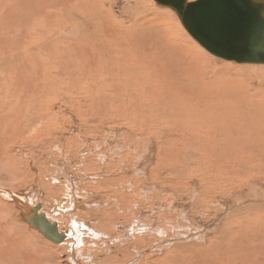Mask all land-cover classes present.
<instances>
[{"label": "bare ground", "instance_id": "bare-ground-1", "mask_svg": "<svg viewBox=\"0 0 264 264\" xmlns=\"http://www.w3.org/2000/svg\"><path fill=\"white\" fill-rule=\"evenodd\" d=\"M31 1L32 0H11L0 5V10L3 11L2 17L4 18V22L8 23L7 29L11 30L14 24L23 29L28 22L32 24L35 21L44 22L45 25L48 24V19L50 17L46 12L47 4L45 0H33L39 3V5L31 3ZM70 1L72 0H66L67 3ZM129 1L130 0H120L121 5L123 6L119 5V8L124 9L123 7L125 6L126 8L124 10L128 11V13L124 12L121 13V15L128 20L126 21L124 19H120L119 17H115V22L118 27H127L129 26V22H132L133 24H143V30L146 32L153 30L158 31V26L164 22L162 21V17L156 13L158 10L154 7L152 0H132L135 4H130ZM155 1L160 7L170 8L173 10L177 14L181 23V18H184L186 12H188V15L195 18V21L193 22L194 25H192L191 28L195 26L198 27V30L196 31L198 34L197 36L188 30L182 23L189 35L212 56L220 60L234 63L230 64V66L218 65L217 61L214 59H205L203 65L205 67H211L214 72L213 74H218L215 77H213L214 75L206 76L205 85L209 90L207 91L206 87L203 86L205 91L202 92L200 88H197L194 85H189L193 96L196 98L198 108L204 112L201 113L204 126L191 127L189 122L192 118L191 115L187 119H181L175 117V113H171V117L169 119H164L162 122L159 121V117L155 118V122L157 124L151 127L158 128V124H164L166 126L169 123H172L179 125L180 128L184 130L188 129L189 133L201 134L204 138L205 135H209V139L206 141L208 146L211 147L212 145L213 147H216L219 152V146L223 148L220 153L223 157L222 160L219 161L227 163L235 157H239L240 159L245 157L247 161H242L241 159V161L236 162L237 167H243L248 163V160H252L258 155V151L252 147L251 142L257 140L258 144H261L264 143V138L263 140L254 138V132L251 131V128L246 137L242 138L240 136H234L229 124L226 123L229 122V119H218L215 115L217 108H220L221 110H229L231 117L237 114L239 112L237 109H240L243 104L247 105L242 94L243 89L246 90V86H249L247 83V79L250 83L249 76L252 74L256 77L264 76V0H251L256 8V11L252 10V12L247 11L248 9H245L242 6L241 3L243 0ZM257 12L261 13L260 18L256 17ZM108 13L111 14V8L108 9ZM172 19L173 18L170 16V20ZM40 26L41 25L39 23L35 30L39 31ZM72 30H74V28ZM213 34L218 36L219 40L217 41L216 39H211L213 43L210 45L207 41L209 46H206L202 39L205 40L207 37H212ZM4 35H6V33L0 32V59L3 61H6L5 58L7 61L16 59V62L21 68L22 74L18 76H11L7 84L4 85H2L0 80V264H2L4 258L10 260L11 264H35L29 261L33 260L34 257H37L39 264H52L56 260L57 255L63 251L62 249H64L66 245H54L51 248L50 245L45 242L44 239L32 228L40 232L46 239L56 244L62 243L68 237L67 232H61L57 222L50 221L46 214L43 212L40 213L42 209L41 204H36L33 208L31 207L33 203L28 201L29 198L27 195H29V193L23 192L25 195H23V198L21 199L16 195L10 194V192L6 191V189H4L6 192L3 194L2 190L7 187L21 192L23 187H30L29 181L33 177V171L31 172L30 168V171H28L26 166L31 163L32 160L34 162V158H36L33 156L31 149L34 142L33 140L36 136H38V141L41 140V146L40 144L39 146L44 150L43 145L49 143V141L44 138L50 134V130L48 128L49 122L53 121L55 124L54 126L57 125L59 129H63L66 121V114H64L63 110H61V100L66 94V90L64 89L65 87L63 84H57V82L51 84L48 89L46 87V82L48 81H45L43 82V86L46 95L48 96L50 90L54 91L52 94H49V97L52 98L46 103L44 101L38 105L34 103V100H32L34 96L33 93H30L31 87L26 82L28 78L25 76L26 71H31L29 63L32 58V51L29 46L25 45L21 41V46L16 48V51L22 54L17 57L12 55L10 51L12 44H8V42L2 43L4 39L7 38ZM72 37L74 38V36ZM165 39L167 41V46L170 48L167 49L166 54H172L178 44L177 46H179L181 52L184 53L185 61L188 64L195 61L194 59L190 60L191 51L184 47L186 41L188 40L185 35L178 39L175 38L177 44L173 42L174 37H168ZM149 45L153 46L154 44ZM40 51L43 52V50ZM233 51H235L238 60L227 59ZM136 57H138V59H142V66L138 61L136 63V72L140 75L144 69L143 77L146 81L145 77L148 72L146 61L139 53ZM199 57L200 56L196 57L197 63H199ZM25 58L27 62L24 61ZM257 60H259V62H254ZM125 69L127 68L125 67ZM188 69L190 76H193L196 71V64L194 66L188 65ZM4 71H6V69L2 66L0 68L1 75ZM225 73L229 74L230 77L223 76L226 78V82L224 83L221 75ZM156 80L157 83L160 84L164 80V77H159L158 74ZM261 80L262 82L260 84L255 82V86H259L264 89V79ZM157 83L155 82L153 85L154 89L152 90L150 87L151 84L147 85L146 82L148 95L150 96V98L146 99L147 105H150L152 103V99L156 96L153 92ZM190 83V78H187V82L181 85L179 89L187 87ZM19 91L23 94L22 97L15 94V92ZM72 91L75 92L73 89ZM247 92L250 94L251 98H255L257 96V91L255 89L248 90ZM216 93H221L223 96L219 95L220 99H218L219 97ZM22 103L24 104L22 105ZM201 105H204L206 108H203ZM155 106H160L159 102H155ZM174 106L178 108L179 117H182L181 112L186 109L187 106H181V104L177 102L174 103ZM230 122L235 124L234 121ZM131 125L132 126H128L132 137L137 139L139 142H142L141 145L135 143L136 145H139L141 149L133 147L135 152L129 151L131 156L135 155L134 159H129V156L123 155L122 150L118 148L120 147L119 145H121L122 148V143L119 142V145L113 146L114 144L109 141L107 143L105 142V145H103L100 138L97 139V146L94 144L97 147L95 149V151H97V155H94L100 157H98L99 160H97L100 161V166L97 169L98 172L100 169L103 170L108 164H113L117 167L120 174V170L122 171L123 167L119 165L120 162L118 160L126 162L129 159L128 164L130 166L131 163L133 164L136 162L137 164L135 167L133 169L130 168V170L127 171L134 176L124 178L120 176L114 180L107 178L111 175L109 173L107 176H103V178L101 177L102 179H97V182H94V187L101 189L109 188L112 193L110 196L107 195L101 199L102 203H104V207L101 210H97V207H95L94 211H92L91 205L88 204L86 200H81L76 191H72L71 193V197L75 200L72 205L73 213L71 215H67L68 213L65 214L66 218L63 216L65 218L64 224L66 227L64 228H68L67 230L70 233L69 238L71 239L70 243L67 244V249L72 251V260H68V264H82V257H86V259L90 261V259H88L90 257L83 254L82 247L80 246V244L82 245V243L79 242L80 236L81 241L84 239L82 233H78V229L81 227L83 230H88L90 233H94V241L98 242V244H101L102 241L107 239L109 242L113 241L111 239H116V241H130L118 248L115 246H108L109 250L114 251L116 249V256L107 258V261H111L113 264H122L125 258H131L135 255L142 259L143 256L140 249H142V253L145 254L147 241H162L159 245H151L150 247V250L153 252L161 251L163 253V256L159 258L156 263L163 260L166 264H199V259L196 261L194 258H189V250L197 248L201 250V252H207L210 249V245L216 242L219 243L220 241H226L227 232L231 233L235 229H246L247 227H250L253 235H258L260 238L264 237V186L262 185L264 184L262 183L264 182V177H261L260 175L257 176L259 179L252 178L250 177L251 174L247 172L245 177L239 180H234L232 177L224 179L225 173L220 174L216 172L214 175L211 174V176H206L194 173V168H191V176L189 178L192 181H183V185L179 188L177 187L175 189L163 186L161 185V182L157 184L156 180H159V175L161 174L159 170L155 172L157 168H163L165 172L169 166L170 169L174 168L173 162L164 164V161L168 159V154H163L160 150L162 147L159 146V141L156 138V136L160 135L159 129L152 132V134L148 133L147 135L144 131H139L140 129H137L138 127L142 128L143 126L134 124L133 122ZM32 126L35 128L32 129ZM260 126L261 128L264 127L261 124ZM207 129L210 130L209 133L206 132ZM136 132L137 135L140 136V139L136 136ZM74 133L75 134H73V136L75 138H80L81 131L79 129L78 131L76 130V132L74 131ZM78 138L76 140H78ZM219 139L222 140L218 143L217 140ZM3 143L5 144L1 149ZM164 145L165 147L167 146L165 142ZM226 145L228 148L224 149V146ZM107 146H113L111 151H115L117 154L123 155V157L115 159V157L118 156L117 154H113L114 157L110 156L109 154L111 152H105ZM124 146L128 149L130 145ZM257 146L258 145H256V147ZM155 149L159 150L157 151V157L153 158ZM229 149L234 151V155L229 154ZM259 153L264 159V147L259 151ZM226 154L229 155V159L226 157ZM113 159L118 162L115 163ZM45 162L43 163L46 164ZM92 162L94 163L93 160ZM213 162L214 161H211L210 163L206 162V164L213 167ZM38 163H36V165ZM48 167L50 168V166ZM186 167L189 169L188 164ZM239 168L237 171H240ZM38 169L41 170L42 167ZM199 169L200 168H198V170ZM213 169L215 170V168ZM48 174H50L49 171L47 175ZM14 175L17 179H10V176ZM169 175H163L160 180L163 179L165 181H170ZM86 176H88V174H86ZM36 177L37 176H35V178ZM175 178L178 179L180 177H177V175L176 177H172V179ZM34 181L35 183L37 182L36 180ZM34 181L32 180L31 182ZM130 181H133V184H130ZM47 183L48 182L46 181L45 184ZM35 188H37V186ZM70 188L73 190V183ZM237 189L238 191H236ZM61 197L63 198V196ZM20 199L23 200L21 201V204L17 202V200ZM109 199H112L115 205L111 204L112 202H110ZM141 201L144 202L141 203ZM97 204H99V202L95 199L94 206ZM141 204L150 205L151 211L147 213ZM75 208L78 211L76 214ZM81 208H84V211H81ZM16 209L26 210L23 216L25 217L24 221L26 220L25 222H27V224L25 223L26 225L16 219ZM49 210H51V208ZM221 210L226 213H222ZM67 212H70V209ZM218 212H221L219 216L211 221V215ZM148 214L152 216V221L144 224V229H142V224H139V226L134 229L124 230V228H126L124 224L116 223V221H121L127 217L137 221H139V216H146L147 219H150ZM77 215L79 217L83 216V221L80 222V218L78 219ZM260 216L262 219L258 220ZM72 225H74V227ZM118 229L120 230V238L113 237V232L115 230L118 231ZM138 229L140 230L138 231ZM185 231L186 233H184ZM61 235L63 236L62 239ZM162 237L164 238L162 239ZM9 239H12L13 241H8ZM23 241H27V243ZM18 244H21L22 249L20 250L18 257L15 258L13 255V247ZM94 244L96 243L94 242ZM212 247L214 251L217 246ZM259 248H257L255 252H257ZM74 250L75 253L73 252ZM99 253L101 256H105L103 249H100ZM219 257L220 264H223V259H229L226 252L222 255L219 253ZM202 260L206 262L205 264H208V260L212 263L219 264L217 258H213L212 256L210 259L203 257ZM104 261H106V259L102 260L103 263ZM133 261L135 262V259ZM84 262H86L85 264H88V261L85 260ZM90 264H94L93 261H91Z\"/></svg>", "mask_w": 264, "mask_h": 264}, {"label": "rangeland", "instance_id": "rangeland-1", "mask_svg": "<svg viewBox=\"0 0 264 264\" xmlns=\"http://www.w3.org/2000/svg\"><path fill=\"white\" fill-rule=\"evenodd\" d=\"M6 1L9 2L11 0H0V5L5 4ZM45 2L47 4L46 12L50 17L47 25H45L44 22L35 21L32 24L28 22L23 29L14 24L12 29L9 30L7 29L8 23L4 22V18L2 17L3 11L0 10V32L6 33L4 36L7 37L2 43L8 42V44H12L10 49L12 55L17 57L22 54L16 51V48L21 46V41L25 45L29 46L32 51L33 60L31 58L30 63L28 62L30 65L29 67H31V71H26L27 74L25 73V76L28 78L26 82L31 87L30 93H33L34 98L32 100H34V103L37 105L43 103V101L46 103L52 98L49 97V94H52L54 91L50 90L47 96L44 90L43 82L48 81L46 82V87L48 89L51 84H54L55 82H57V84H63L66 94L61 100V110H63L64 114H66V121L63 129H59L57 125L54 126L55 124L53 121L49 122L48 128L50 130V134L44 137L49 141V143L43 145L44 150L42 147L40 148L41 140L38 141V136L34 138L31 149L33 156L36 158H34V162L33 160L31 161L32 164L29 163L26 166L28 171H33V177L29 181L30 187H23L21 192L19 190H13L6 187L2 190L3 194L8 191L10 194L16 195L22 199V196L25 195V193H29L27 197L29 198L28 201L33 203L31 207L33 208L36 204H41L42 209L40 213L43 212L49 220L57 222L60 230L64 229L68 232V228L65 229L66 227L64 222L66 218L65 214L68 213L67 215H71L73 213L72 205L75 200L71 197L72 191H76L81 200H86V202L91 205L92 211H94L95 207H97V210H101L104 207V203H102L101 199L107 195L110 196L112 193L109 188L101 189L94 187V182H97V179L100 180L101 177L103 178V176L105 177L109 173L111 175L107 178L114 180L120 176L123 178L134 176L130 172H127L130 168L133 169L137 164L136 162H134L135 164L131 163V166L128 164V160L130 158L134 159L135 157V155H132V157L129 153L135 152L133 147L141 149L139 145H141L142 142H139L137 139L132 137V134L129 132L128 125L132 126V122L143 126L142 128L138 127L137 129H140L139 131H144L147 135L148 133L152 134V132L159 129L160 135L156 136V138L159 141V146L162 147L160 150L163 154H168V159L165 160L166 162L164 161V164L172 162L174 164V168L172 169L169 168L170 166L167 167V173L163 168L156 169L155 172H157V170L161 172L159 180H156L157 184L161 182V185L163 186L175 189L177 187L179 188L183 185V181H192L189 178L191 176V168H194V173L206 176H211V174L214 175L216 172L220 174L225 173L224 179L232 177L234 180H239L244 178L247 172L251 174L250 177L252 178H258L257 176L260 175L261 177H264V159L259 153V151L264 147V143L258 144L257 140L251 142L252 147L258 151V155L252 159L253 162L252 160H248L247 164L239 168L237 167L236 162L241 161V159L242 161H247V159L245 157H242L241 159L239 157H235L227 163L219 161L222 160L223 157V155L220 154L223 148L219 146V152L216 147H213L212 145L211 147L208 146L206 141L209 139V135H205L204 138L201 134L189 133L188 129L184 130L180 128L179 125L172 123H169L166 126L164 124H158V128L151 127L157 124L155 122V118L159 117V121L162 122L164 119H169L171 117V113H175V117L181 119H187L191 115L192 118L189 120L191 127L204 126L201 116V113L204 112L198 108L196 98L193 96L190 86L194 85L197 88H200L203 92L205 91L203 86L206 87V76L214 75L213 77H215L218 75L213 74L214 72L211 67H205L203 65L205 59H214L217 61L218 65L230 66V64L234 63L220 60L202 48L189 35L173 10L170 8L160 7L155 0H152L154 7L158 10L156 13L162 17V21L164 23L158 26V31L153 30L146 32L143 30L144 25L141 23L133 24L132 22H129V26L127 27H118L115 22V17H119L120 19H124L126 21L128 20L121 15V13H128V11L124 10L126 8L125 6L123 7L124 9L119 8V5L123 6L121 5L120 0H72L68 3L66 0H45ZM31 3L39 5V3L33 0ZM129 3L135 4L132 0H130ZM109 8H111V14L108 13ZM170 16L173 18L172 20H170ZM39 23L41 26L39 31H36L35 28L39 25ZM73 28L74 30H72ZM183 35H185L188 39L184 47L191 51L190 60H195L192 61L191 64H188L185 61L184 53L181 52L180 47L177 46L178 44L175 40V38H181ZM72 36H74V38ZM168 37H174L173 42L177 44L172 54H166L167 49H170L167 46V41L165 39ZM149 44L154 45L150 46ZM40 50H43V52ZM138 53L144 58L148 67V72L145 77L146 81L143 77L144 69L140 75L136 72L137 61L142 66V59H138V57H136ZM197 56H200L199 63H197L196 60ZM5 60L6 61L0 59V68L3 66L6 69V71L2 72V75L0 73L2 85L7 84L11 76H18L22 74L21 68L16 62V59L7 61L5 58ZM24 61L27 62L26 58ZM195 64L196 71L193 76H190L188 65L194 66ZM125 67L127 69H125ZM158 74L159 77H164V80L160 84H158L156 80ZM221 76L224 83L226 82V78L223 76L230 77L227 73ZM187 78H190L191 83L188 84L187 87L179 89L181 85L187 82ZM261 79H264V76L256 77L253 74L249 76L250 83L247 79L249 86H246V90L241 87L243 89L242 96L245 98L247 105L243 104L240 109H237L239 112L234 116H230L229 110H221L220 108H217L215 117L218 119H229V122L226 123L229 124L234 136H240L242 138L246 137L251 128V131L254 132V138L259 140H263L264 138V127L261 128L260 126V124L264 126V89L259 86H255V82H257V84L262 82ZM146 82L147 85L151 84L150 87L152 90L154 89L153 85L155 82L157 83L153 92L156 96L152 99V103L150 105L146 104V99L150 98ZM72 89L75 90V92H73ZM252 89L257 91V96L255 98H251L250 94L247 92ZM206 90L208 91L209 89L206 87ZM15 94L19 97H22L23 95L21 91L15 92ZM216 94L219 97L218 99H220L219 95L223 96L221 93ZM155 102H159L160 106H155ZM176 102L180 103L181 106H187V108L181 112L182 117H179L178 108L174 106V103ZM23 104L24 103H22V105ZM201 106L206 108L204 105ZM230 121H234L235 124H232ZM34 128L35 127L32 126V129ZM73 129L75 132L76 130L78 131V129L81 131V139L73 136V134H75ZM209 131L210 130L208 129L206 130L207 133H209ZM135 134L140 139L137 132ZM77 138L78 140H76ZM99 138L103 145H105V142L107 143L109 141L114 144L113 146L119 145L120 143L123 144L122 148L121 145H119L120 147L118 148L122 150L124 156H129V159L126 162L118 160L120 162L119 165L123 167L122 171L120 170V174L117 167L113 164H108L103 170L100 169L98 172L97 169L100 166V161L97 160H99L100 157L98 156V158L95 156L97 155V151H95V149L97 148V139ZM221 140L222 139L217 140L218 143ZM164 142L167 145L166 147ZM135 143L139 145H136ZM4 144L5 143L2 144L1 149ZM124 145L130 146L126 149ZM256 145L258 146L256 147ZM113 146H107L105 149L106 153L111 152L109 155L112 157H114L113 154H117L115 151H111ZM227 148V145L224 146V149ZM158 150L159 149H155L153 158L157 157ZM228 152L230 155H234L233 150L229 149ZM117 155L118 156L115 157V159L123 157V155ZM226 157L228 158L229 155L226 154ZM115 159L113 160L117 163L118 161ZM211 161H214L213 167L206 164V162L210 163ZM36 163L38 164L36 165ZM187 164L190 170L186 167ZM48 166H50V168ZM37 167H42V169L40 170ZM198 168L200 169L198 170ZM213 168H215V170ZM238 168L240 171H237ZM48 171L50 174L47 175ZM86 174H88L89 177L86 176ZM165 174L171 175H169L170 181H165L163 179L160 180V178ZM176 175L180 178L172 179V177H176ZM35 176L37 177L35 178ZM10 179L16 180L17 178L14 175L10 176ZM32 180H36L37 182H31ZM46 181L48 182L47 184H45ZM49 182L52 183L50 184ZM71 182L73 183V190L70 188L72 187ZM130 182V184H133V181ZM35 185L37 188H35ZM262 185L264 186V184ZM4 189H6V191ZM238 189L236 191H238ZM61 196H63V198ZM21 199L17 200L19 204L23 201ZM95 199L99 202V204L94 206ZM109 201L112 202L111 204H114L112 199H109ZM142 202L144 201H141V203ZM141 206L147 213L151 211L150 205L141 204ZM50 208L51 210H49ZM69 209L71 213L67 212ZM16 210V219H18L22 224H27V222H25L26 220L24 221L25 217H23L26 210ZM80 210L84 211V208H81ZM221 211L222 213H226L223 212V210ZM76 212L78 213L75 208V214ZM220 213L221 212L211 215V221L219 216ZM148 217L150 219H147L146 216H139V221L129 219L127 217L121 221H116V223L124 224L126 227L124 230L134 229L138 227L139 224H142V229H144V224L152 221V216L148 214ZM77 218H80V222L84 219L83 216H78ZM261 219L262 217L260 216L258 220ZM72 226L74 227V225ZM32 229L36 231L44 239V241L50 245L51 248L54 245H66L64 249H62L63 251L57 255L56 260L52 264H68L67 261L72 260V251L67 249V244L71 241L69 238V232L68 237L62 243L56 244L46 239L34 228ZM78 230V233H82L84 238H82L83 241H81L80 236L79 240V242L82 243L80 246L82 247L83 254L90 257L88 258L90 261L87 260L86 257H82V264L86 263L84 262L85 260L88 261V264H90L91 261H93L94 264H113L111 261H107V258L116 256V249L114 248V251L109 250L108 246H115L118 248L119 246L130 242L116 241V239H111L113 241L109 242L107 239L102 242L100 241L101 244H98V242L94 241V233H90L88 230H83L82 227ZM139 230L140 229H138V231ZM184 233H186V231ZM112 236L120 238V230H115ZM163 238L164 237H162V239ZM8 241L13 240L9 239ZM23 242L27 243V241ZM94 242L98 245L94 244ZM161 242L162 241H147L145 254L142 253L143 250L140 249L143 256L142 259L135 255L131 258H125L122 264H166L163 260L156 263V261L163 256L161 251L153 252L150 250L151 245L157 246ZM212 246H217L214 251ZM13 248V255L17 258L20 250L22 249L21 244L14 245ZM257 248H259V250L255 252ZM100 249H103L105 256L100 255ZM73 252L75 253V250ZM224 252H226L229 259H223V264H264V237L260 238L258 235H253L250 227H247L246 229H235L231 233L227 232L226 241H220L219 243L216 242L210 245L209 251L201 252V250L197 248H192L189 250L188 254L189 258H194L196 261L199 259V264L206 263L202 260L203 257L210 259L211 256L213 258L216 257L220 264L219 253L222 255ZM104 259H106V261L103 263L102 260ZM134 259L135 262L133 261ZM29 261L39 264L37 257H34L33 260ZM2 264H11V262L10 260L4 258ZM208 264L215 263L208 260Z\"/></svg>", "mask_w": 264, "mask_h": 264}, {"label": "water", "instance_id": "water-1", "mask_svg": "<svg viewBox=\"0 0 264 264\" xmlns=\"http://www.w3.org/2000/svg\"><path fill=\"white\" fill-rule=\"evenodd\" d=\"M167 2L169 1V0H166ZM174 1H178V0H174ZM215 1H217V0H215ZM175 3H181V2H175ZM219 3V2H218ZM242 6L245 8V9H248L247 11H250V12H252V10H254V11H256V8L254 7V5H253V2L251 1V0H243L242 1ZM260 16H261V13L260 12H257V14H256V17L257 18H260ZM181 20H182V23L184 24V26L188 29V30H190L192 33H194V34H196L197 36H198V34L196 33V31L198 30V27H193V28H191L192 27V25H194V21H195V18L194 17H191V15H188V12H186V15L184 16V18H181ZM198 25V24H197ZM201 34V33H200ZM211 39H216L217 41L219 40V38H218V36H216L215 34H213L212 35V37L210 36V37H207V39H202L203 40V42H204V44L206 45V46H209L208 44H207V41L209 42V44L211 45L213 42L211 41ZM205 45H203V46H205ZM229 56V55H228ZM227 59L228 60H238V58H237V55L235 54V51H233V53L229 56V57H227ZM254 62H259V60H257V61H254ZM65 235V234H64ZM62 235H61V239H62Z\"/></svg>", "mask_w": 264, "mask_h": 264}, {"label": "flooded vegetation", "instance_id": "flooded-vegetation-1", "mask_svg": "<svg viewBox=\"0 0 264 264\" xmlns=\"http://www.w3.org/2000/svg\"><path fill=\"white\" fill-rule=\"evenodd\" d=\"M50 221H51V220H50ZM53 222H54V221H53ZM58 227H59V224H58ZM59 230H60V227H59ZM60 231L62 232V231H65V230H64V229H62V230H60ZM65 232H66V231H65ZM67 234H68V232H67Z\"/></svg>", "mask_w": 264, "mask_h": 264}]
</instances>
